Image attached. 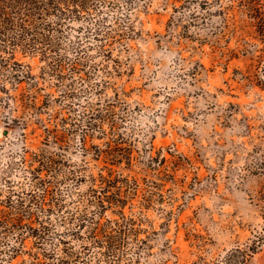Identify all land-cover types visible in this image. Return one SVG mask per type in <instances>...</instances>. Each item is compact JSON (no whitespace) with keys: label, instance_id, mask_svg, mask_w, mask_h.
<instances>
[{"label":"rangeland","instance_id":"374dc122","mask_svg":"<svg viewBox=\"0 0 264 264\" xmlns=\"http://www.w3.org/2000/svg\"><path fill=\"white\" fill-rule=\"evenodd\" d=\"M114 1L38 43L48 56L19 50L17 69H0V264H227L264 237L257 26L238 0ZM109 167L131 180L121 192L133 230L115 252L89 234L97 222L120 233L114 207L79 236L63 232L94 207ZM44 226L47 238L33 234ZM252 254L244 264H264V244Z\"/></svg>","mask_w":264,"mask_h":264},{"label":"trees","instance_id":"16d2710c","mask_svg":"<svg viewBox=\"0 0 264 264\" xmlns=\"http://www.w3.org/2000/svg\"><path fill=\"white\" fill-rule=\"evenodd\" d=\"M97 1L102 0H0V69L5 70L10 65L13 69L19 65V62L11 63V59L15 57L16 52L21 50L25 53H34L39 51L40 46L38 43L49 44L52 40L54 33L64 34V30L61 28L67 21L74 19H80L86 14H90L89 9ZM109 4H116L114 0H104ZM241 5L242 11L246 12L247 16L251 19V22L257 26V31L264 39V0H238ZM221 10V9H220ZM87 11L86 14L83 12ZM51 19L57 20L55 26ZM98 35V34H97ZM46 46V45H45ZM51 46V45H49ZM51 50L57 52L56 47H52ZM40 51L46 57L48 56L46 48H41ZM7 53L8 55H4ZM52 69H61L63 67L62 58H58L49 63ZM16 78L17 74H13ZM87 119L86 126L88 128H94L97 126L98 118L92 114H85ZM256 151L260 152L259 160L257 163V170L264 174V143L256 148ZM106 158L110 159L113 164H120L123 156L119 154L106 155ZM109 161V162H110ZM116 171L112 167L108 168V173H100V188L99 190L92 189L91 204H94L92 209L90 205H86L84 209L79 212H73L71 216L65 220H78L77 225L79 228L69 229L67 228L63 232L66 234H74L79 236L81 227H84L87 222L95 223V217L100 216L107 208H115L113 210L120 213L122 221L117 220L116 224L119 226V234H113L107 229H101L98 222L90 226L89 234L94 243L102 244V235H106V248L108 252H115L120 247L122 241V232L125 233L126 229H132V218H128L125 215L124 207L127 200L122 195V187L128 186L131 180L128 177H122L123 173ZM98 179L95 177L93 181L96 183ZM121 182L123 185H119ZM112 190V191H111ZM100 191L101 194L98 192ZM111 191V192H110ZM259 199L264 201V183L260 189ZM106 201V202H105ZM21 221V217L17 218ZM48 226H44V230H33L34 235H38L39 238H47L49 231ZM60 243L66 242V239L60 237L58 239ZM264 244V237L259 240L254 239L253 243L246 248H236L234 251H230L226 256L227 264H244L247 262L252 253H255L257 249ZM235 251H239L242 255H237ZM55 252L50 253L49 257H55ZM65 258H58L57 262H50V264H66Z\"/></svg>","mask_w":264,"mask_h":264},{"label":"water","instance_id":"95a60500","mask_svg":"<svg viewBox=\"0 0 264 264\" xmlns=\"http://www.w3.org/2000/svg\"><path fill=\"white\" fill-rule=\"evenodd\" d=\"M4 132H5V133H8V130H5Z\"/></svg>","mask_w":264,"mask_h":264}]
</instances>
